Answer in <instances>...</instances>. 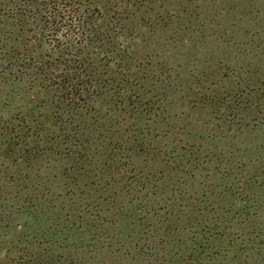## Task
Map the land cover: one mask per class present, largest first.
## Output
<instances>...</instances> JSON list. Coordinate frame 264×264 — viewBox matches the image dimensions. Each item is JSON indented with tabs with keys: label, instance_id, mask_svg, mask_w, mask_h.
Returning a JSON list of instances; mask_svg holds the SVG:
<instances>
[{
	"label": "rangeland",
	"instance_id": "obj_1",
	"mask_svg": "<svg viewBox=\"0 0 264 264\" xmlns=\"http://www.w3.org/2000/svg\"><path fill=\"white\" fill-rule=\"evenodd\" d=\"M78 1L108 27L93 107L0 78V264H264V0Z\"/></svg>",
	"mask_w": 264,
	"mask_h": 264
},
{
	"label": "trees",
	"instance_id": "obj_2",
	"mask_svg": "<svg viewBox=\"0 0 264 264\" xmlns=\"http://www.w3.org/2000/svg\"><path fill=\"white\" fill-rule=\"evenodd\" d=\"M34 4L35 12L23 10L17 29H10L2 19L14 9L5 10L7 6L0 4V78L31 76L48 85L39 88L37 96L53 89L61 96L59 105L66 99L73 105L81 97L88 100L83 108L93 107L94 98L104 94L100 78L108 74L103 64L108 58L104 49L108 27L103 29L96 9L78 0H34ZM45 103H35L31 113ZM37 113L40 118L41 112ZM13 131L8 139L18 146L24 142L21 132ZM87 162L91 167L92 162Z\"/></svg>",
	"mask_w": 264,
	"mask_h": 264
}]
</instances>
